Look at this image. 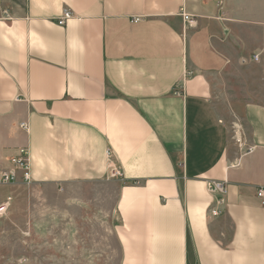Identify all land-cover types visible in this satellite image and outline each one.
<instances>
[{"label": "crops", "instance_id": "obj_1", "mask_svg": "<svg viewBox=\"0 0 264 264\" xmlns=\"http://www.w3.org/2000/svg\"><path fill=\"white\" fill-rule=\"evenodd\" d=\"M23 148L3 211L107 215L120 264H264V0H0V171Z\"/></svg>", "mask_w": 264, "mask_h": 264}, {"label": "rangeland", "instance_id": "obj_2", "mask_svg": "<svg viewBox=\"0 0 264 264\" xmlns=\"http://www.w3.org/2000/svg\"><path fill=\"white\" fill-rule=\"evenodd\" d=\"M26 196L19 208L0 212V264H120L107 215L100 225L87 210L68 208L61 196L29 190ZM111 205L105 199L103 210Z\"/></svg>", "mask_w": 264, "mask_h": 264}, {"label": "built area", "instance_id": "obj_3", "mask_svg": "<svg viewBox=\"0 0 264 264\" xmlns=\"http://www.w3.org/2000/svg\"><path fill=\"white\" fill-rule=\"evenodd\" d=\"M71 13L67 10L63 12L62 17L58 20L59 25H63L65 19L69 18ZM182 19L185 23H190V16L181 11ZM139 19H133V22H137ZM258 56L253 55V61H258ZM20 128L23 130L28 129V125L26 123L20 124ZM108 161L110 158V153H107ZM10 164L20 172V179H18L17 175L14 172L0 171V186L1 185H10L17 182H22L26 185L30 184V159L29 153L26 148L19 149L18 153L15 157L10 159ZM182 166V165H180ZM109 177L113 179H121L122 172L119 167H113L109 165ZM206 190L208 194L213 198L212 205L209 210V214L213 218L220 217L225 210L226 206V187L225 182L220 181H208L206 183ZM256 196L263 202L264 201V189H258ZM3 206L0 207V212Z\"/></svg>", "mask_w": 264, "mask_h": 264}]
</instances>
